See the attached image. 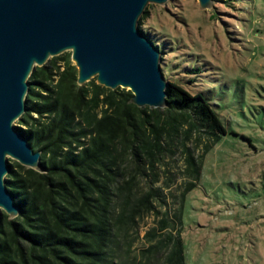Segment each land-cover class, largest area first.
Returning <instances> with one entry per match:
<instances>
[{
	"label": "trees",
	"instance_id": "obj_1",
	"mask_svg": "<svg viewBox=\"0 0 264 264\" xmlns=\"http://www.w3.org/2000/svg\"><path fill=\"white\" fill-rule=\"evenodd\" d=\"M144 25L140 31L163 54ZM77 82L70 53L34 68L28 80L27 109L17 129L42 153V168L34 171L15 161L9 167L5 183L19 215L10 220L3 214L0 264H125L140 220L164 201L161 188H154L158 166L178 147L190 181L179 213L165 214L146 234L150 245L142 260L161 254L160 264H185L182 208L201 174L186 140L202 132L217 144L226 136L217 106L186 90L181 80L169 82L164 109H140L121 88Z\"/></svg>",
	"mask_w": 264,
	"mask_h": 264
},
{
	"label": "rangeland",
	"instance_id": "obj_2",
	"mask_svg": "<svg viewBox=\"0 0 264 264\" xmlns=\"http://www.w3.org/2000/svg\"><path fill=\"white\" fill-rule=\"evenodd\" d=\"M141 22L164 49L167 81L204 94L227 129L217 144L202 132L186 140L201 174L182 208L185 264H264V0H213L208 10L197 0H169L149 5ZM182 152L178 147L158 166L154 188H161L164 203L155 202L156 212L140 220L125 264L162 262L161 254L142 260V251L160 219L179 213L190 181ZM148 184L143 181V192Z\"/></svg>",
	"mask_w": 264,
	"mask_h": 264
},
{
	"label": "water",
	"instance_id": "obj_3",
	"mask_svg": "<svg viewBox=\"0 0 264 264\" xmlns=\"http://www.w3.org/2000/svg\"><path fill=\"white\" fill-rule=\"evenodd\" d=\"M169 0H0V225L19 208L6 186L10 160L41 171V152L20 135L34 68L70 53L78 85L92 79L115 91L127 89L138 108H167L169 82L162 53L139 28L151 4ZM201 10L213 0H197Z\"/></svg>",
	"mask_w": 264,
	"mask_h": 264
}]
</instances>
